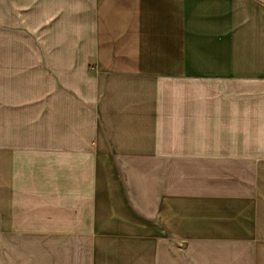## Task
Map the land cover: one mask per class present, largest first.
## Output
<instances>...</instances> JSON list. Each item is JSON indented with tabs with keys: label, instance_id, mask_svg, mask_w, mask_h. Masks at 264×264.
<instances>
[{
	"label": "crops",
	"instance_id": "0c3cea01",
	"mask_svg": "<svg viewBox=\"0 0 264 264\" xmlns=\"http://www.w3.org/2000/svg\"><path fill=\"white\" fill-rule=\"evenodd\" d=\"M0 264H264V0H0Z\"/></svg>",
	"mask_w": 264,
	"mask_h": 264
}]
</instances>
